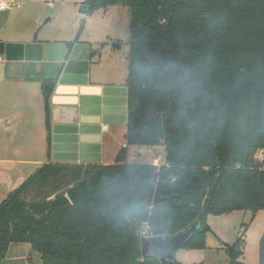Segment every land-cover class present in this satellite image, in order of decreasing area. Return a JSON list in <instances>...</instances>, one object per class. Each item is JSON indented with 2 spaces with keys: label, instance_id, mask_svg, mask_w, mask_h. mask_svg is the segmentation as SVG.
Instances as JSON below:
<instances>
[{
  "label": "trees",
  "instance_id": "16d2710c",
  "mask_svg": "<svg viewBox=\"0 0 264 264\" xmlns=\"http://www.w3.org/2000/svg\"><path fill=\"white\" fill-rule=\"evenodd\" d=\"M83 5L129 9L125 148L108 165L44 164L11 192L0 264L18 244L40 264H160L141 257L142 237L176 234L199 214L264 210V0ZM55 84L42 83L46 108ZM46 124L50 134L49 113ZM208 233L205 222L184 248L205 249ZM244 248L242 234L225 245L228 264H246Z\"/></svg>",
  "mask_w": 264,
  "mask_h": 264
},
{
  "label": "crops",
  "instance_id": "0c3cea01",
  "mask_svg": "<svg viewBox=\"0 0 264 264\" xmlns=\"http://www.w3.org/2000/svg\"><path fill=\"white\" fill-rule=\"evenodd\" d=\"M10 1L18 3L20 7L11 11H0V44L73 43L68 59L88 63V83L84 86L60 84L58 79L64 67L63 63L7 62L4 59L3 49V54H0V203L39 167L54 163L51 143L48 139L49 136L51 137V132L49 134L47 129V113L52 126L53 111L58 112L65 105L76 104L79 99L78 96L70 93H58L57 90H82L85 91L84 96L90 99L103 86L126 88L127 78V65L125 70L120 69L114 63H105L101 55L94 56L96 53L75 51L83 28L77 29L73 41L69 38L71 33L69 36H63L61 29L57 32L40 33V26L44 28L48 24L41 25V7L44 6V0H0V3ZM59 1L62 7L74 6L75 16L81 15L77 9L83 5L84 0ZM121 48L113 49L120 51ZM47 80L56 81L48 108L42 94V83ZM70 100L75 102H69ZM125 132L126 124L108 127L101 142V160L92 165H108L110 161L114 162L120 148L112 152L110 140L116 137L122 140L121 144L124 145ZM149 159L159 165L163 161V154L150 153ZM242 258L244 253L240 259Z\"/></svg>",
  "mask_w": 264,
  "mask_h": 264
},
{
  "label": "water",
  "instance_id": "95a60500",
  "mask_svg": "<svg viewBox=\"0 0 264 264\" xmlns=\"http://www.w3.org/2000/svg\"><path fill=\"white\" fill-rule=\"evenodd\" d=\"M87 7L81 5L79 14ZM69 50L63 44H5L4 59L7 62L63 63L58 83L84 86L88 83V63L68 59ZM78 96L76 104L65 105L53 111L50 126L52 159L59 163L97 164L101 157L103 135L110 126L127 122V89L119 86H103L93 98L84 96L85 91L57 90ZM61 101V100H56ZM69 102H75L70 100ZM206 219L203 214L181 231L173 235L142 237L141 257H153L160 264L173 263L175 254L202 231Z\"/></svg>",
  "mask_w": 264,
  "mask_h": 264
},
{
  "label": "rangeland",
  "instance_id": "374dc122",
  "mask_svg": "<svg viewBox=\"0 0 264 264\" xmlns=\"http://www.w3.org/2000/svg\"><path fill=\"white\" fill-rule=\"evenodd\" d=\"M74 9L72 5L62 7L59 0H44V6L41 7V25L48 24L44 28L40 26V33L57 32L61 29L63 36H69L71 33L69 38L73 41L77 35V29L83 28L84 31L78 38L80 42H77L75 51L96 53L94 56L101 55L105 63H114L118 68L125 70L128 65V48L125 42L129 40V9L113 6L106 10L81 14L78 17L75 16ZM73 30L75 31L72 34ZM118 41L121 42L122 48L120 51H115L111 45ZM110 141L112 152L123 145L122 140L116 137L111 138ZM261 157L264 158V151ZM110 162V164L113 163V161ZM206 224L213 232V234L206 235V248L203 250L180 249L175 254V262L180 264H228V254L224 247L232 245L242 234L245 248L244 258L240 260L246 264H259V240L264 232V210L255 215L245 211L222 215L210 214L206 217ZM5 264H40V258L28 244L11 245L7 251Z\"/></svg>",
  "mask_w": 264,
  "mask_h": 264
},
{
  "label": "built area",
  "instance_id": "2783aa9c",
  "mask_svg": "<svg viewBox=\"0 0 264 264\" xmlns=\"http://www.w3.org/2000/svg\"><path fill=\"white\" fill-rule=\"evenodd\" d=\"M19 7L20 5L14 1L0 3V11H11ZM122 148H125V145H123Z\"/></svg>",
  "mask_w": 264,
  "mask_h": 264
}]
</instances>
